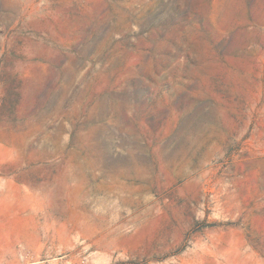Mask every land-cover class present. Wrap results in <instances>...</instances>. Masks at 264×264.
<instances>
[{"label": "rangeland", "instance_id": "rangeland-1", "mask_svg": "<svg viewBox=\"0 0 264 264\" xmlns=\"http://www.w3.org/2000/svg\"><path fill=\"white\" fill-rule=\"evenodd\" d=\"M0 264H264V0H0Z\"/></svg>", "mask_w": 264, "mask_h": 264}]
</instances>
